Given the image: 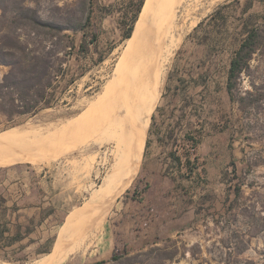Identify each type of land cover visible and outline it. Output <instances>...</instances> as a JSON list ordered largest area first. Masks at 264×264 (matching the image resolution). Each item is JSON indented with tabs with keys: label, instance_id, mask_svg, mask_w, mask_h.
<instances>
[{
	"label": "rangeland",
	"instance_id": "obj_1",
	"mask_svg": "<svg viewBox=\"0 0 264 264\" xmlns=\"http://www.w3.org/2000/svg\"><path fill=\"white\" fill-rule=\"evenodd\" d=\"M145 1L0 0V45L64 47L50 106L12 120L0 111V132L45 129L29 151L0 158V193L7 198L6 205L0 200L1 262L31 264L52 251L61 231L80 236L103 215L99 244L74 256L76 264H264V112L247 125L227 91L247 28L264 26V0H182L183 41L167 65L139 171L109 204L92 196L111 160L95 140L109 136L76 121L98 101ZM11 51L13 64H0V83L28 57ZM253 86L264 88L261 53L242 78L243 90ZM18 233L23 238L12 241Z\"/></svg>",
	"mask_w": 264,
	"mask_h": 264
},
{
	"label": "bare ground",
	"instance_id": "obj_2",
	"mask_svg": "<svg viewBox=\"0 0 264 264\" xmlns=\"http://www.w3.org/2000/svg\"><path fill=\"white\" fill-rule=\"evenodd\" d=\"M181 2L182 0H148L111 78L107 83L105 82L102 94H99L98 101L82 113V119L76 121L78 124L85 122L91 129L97 124L99 133H108L107 141L97 137L95 140L100 148H106L111 160L108 159L107 170L101 184L95 192H92L93 197L96 196L105 203L126 190L139 171L149 125L162 94L161 88L168 63L183 41L180 31L182 29L177 21ZM147 25L149 27H146ZM142 41L146 42L141 50H138L139 46L136 47L139 53L128 58L132 47ZM35 126L18 125L0 132V158L10 152H25L32 148L26 147L30 140L45 132L44 128ZM66 128V124L63 123L60 130L64 132ZM121 160L122 164L119 165ZM103 225L102 215L80 236L70 232L66 234L65 229L59 231V237L52 251L42 254L31 264H76L77 261L72 259L74 256L86 252L96 242L99 244ZM0 264L16 263L0 261Z\"/></svg>",
	"mask_w": 264,
	"mask_h": 264
},
{
	"label": "trees",
	"instance_id": "obj_3",
	"mask_svg": "<svg viewBox=\"0 0 264 264\" xmlns=\"http://www.w3.org/2000/svg\"><path fill=\"white\" fill-rule=\"evenodd\" d=\"M147 1L144 6H139V11H144ZM68 29L62 27L59 32ZM133 27H130L129 33L126 37H131ZM134 33V32H133ZM70 38V35H65ZM60 43L56 46L46 49L32 48L20 44H5L2 42L0 45V64L12 65L8 56L14 55L15 50L21 52L25 56L26 61L19 63V69L11 70L5 76L3 82L0 83V111L4 112L11 120L15 116L31 115L40 111L44 107H49L51 103L52 89L55 87L57 78L63 74V62L58 59V53L64 49L59 47ZM69 45L74 46V42ZM58 45V46H57ZM86 42L81 43V48L84 50ZM10 50V51H9ZM257 53L264 55V26H253L247 28L246 35L236 50L231 59L229 73L227 78V91L231 99L239 106L240 111L243 113L247 121V125L253 122V115L264 112V88L253 86V89L243 90L241 87L242 78L244 74H250L252 70V60ZM56 57V58H55ZM56 61L58 65H56ZM7 91H4V90ZM16 97H14L15 95ZM8 97V99H7ZM19 100L20 103L16 101ZM259 117V116H258ZM154 118V117H153ZM175 162L181 167L184 161L180 155L173 153ZM190 157H187L186 163H190ZM1 202L6 205L7 198L0 193ZM8 228H3L1 231L2 238ZM12 241L19 240L22 237L20 233L12 237ZM11 238V239H12ZM116 255H113L115 259ZM107 261H100L96 264H104Z\"/></svg>",
	"mask_w": 264,
	"mask_h": 264
}]
</instances>
